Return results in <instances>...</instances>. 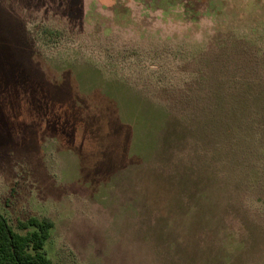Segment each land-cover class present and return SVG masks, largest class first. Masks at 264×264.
<instances>
[{
  "label": "rangeland",
  "instance_id": "rangeland-1",
  "mask_svg": "<svg viewBox=\"0 0 264 264\" xmlns=\"http://www.w3.org/2000/svg\"><path fill=\"white\" fill-rule=\"evenodd\" d=\"M0 206L52 264H264V0H0Z\"/></svg>",
  "mask_w": 264,
  "mask_h": 264
},
{
  "label": "trees",
  "instance_id": "trees-1",
  "mask_svg": "<svg viewBox=\"0 0 264 264\" xmlns=\"http://www.w3.org/2000/svg\"><path fill=\"white\" fill-rule=\"evenodd\" d=\"M53 226L49 219L29 218L19 223L25 233H16L2 215L0 206V264H52L44 247Z\"/></svg>",
  "mask_w": 264,
  "mask_h": 264
}]
</instances>
